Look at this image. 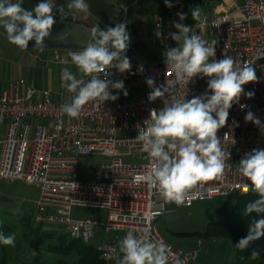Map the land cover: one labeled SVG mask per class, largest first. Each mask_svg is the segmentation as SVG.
<instances>
[{
  "label": "built area",
  "instance_id": "2783aa9c",
  "mask_svg": "<svg viewBox=\"0 0 264 264\" xmlns=\"http://www.w3.org/2000/svg\"><path fill=\"white\" fill-rule=\"evenodd\" d=\"M133 10L132 3L117 7V21L127 24L129 44L142 48L141 53L134 56L146 62L128 58L130 71L119 73L113 66L108 69L111 75L107 77L113 81L123 80L127 96L123 91L110 88L113 95L119 96L117 100L89 103L79 117L71 118L61 110V105L71 102L74 95L66 88L56 93L33 82L16 80L3 90L0 123L7 124L8 130L1 140L0 176L37 183L40 186V194L34 202L37 219L64 221L74 239L91 240L96 235L97 225L104 226L107 233L121 232L122 236L116 234L95 245L100 257L107 261L122 258L118 242L131 230L137 237L147 236L166 244L171 253L169 264H174L177 258L182 264H194L198 252L184 251L172 244L163 236L156 221L170 210L169 204L191 206L201 199L251 190L249 187L245 191V186H250L251 182L239 173L238 162L253 149H264V141H257L264 132L245 121L250 110L264 123V0H233L224 9L203 12L202 21H195L194 26L184 24L205 40L218 41L215 59L230 55L241 62L252 63L258 82L243 86L245 92L253 91L254 97L248 99L242 95L240 103L229 109L226 125L218 131L222 141L228 133L222 146L230 152L222 178L202 182L189 192L181 205L166 202L157 189L137 181L139 175L146 173L150 158L134 138L138 134L136 125H143V121L150 118V110L163 107V99L148 100L152 89L146 80L152 78L156 86H160L174 78L166 66L164 53L178 46L169 33L177 31L174 23H182L177 13L185 12L171 9L154 14L157 31L144 34L132 19ZM188 18L192 16L187 14ZM54 50L57 59L72 63L69 53L82 48ZM83 79L87 81L90 77ZM207 80V77L197 76L188 85L176 84L174 93L187 99L202 95L207 91ZM240 104L247 107L242 109ZM122 145L136 146L142 161L127 162L118 156L110 163H97L96 170L81 174V154L94 151L105 154ZM76 205L105 209L107 219L74 218L71 214ZM50 208L57 214H49Z\"/></svg>",
  "mask_w": 264,
  "mask_h": 264
},
{
  "label": "clouds",
  "instance_id": "9594fccd",
  "mask_svg": "<svg viewBox=\"0 0 264 264\" xmlns=\"http://www.w3.org/2000/svg\"><path fill=\"white\" fill-rule=\"evenodd\" d=\"M164 3L169 8L173 7L170 0H164ZM54 7L52 0H41L31 10L22 7L19 0H0V27L5 30L8 41L21 51L26 50L33 40L36 47L42 49L45 38L50 36L56 23ZM77 13L90 15L85 0H71L67 11L64 7L59 8L61 19L69 14L75 17ZM177 15L180 21L187 16L186 13ZM191 16L195 21H202L204 14L197 6L192 9ZM174 27L177 31L169 35L178 46L164 53L166 66L174 78L160 86H156L152 78L146 80L152 89L148 100L163 99V107L151 109L150 118L143 121V125H136L138 134L134 140L142 145L150 158L146 173L139 175L137 181L157 189L166 202L181 205L189 192L202 182L222 178L230 152L222 146L228 133L222 141L218 131L226 125L229 109L240 103L242 95L248 99L254 97L255 93L245 92L243 86L258 82V77L250 62H241L230 55L215 59L216 39L209 42L183 23H174ZM126 29L124 22L106 29L94 26L90 30L93 39L86 47L69 53L81 78L67 67L61 70V87L74 94L71 102L61 105L63 113L77 118L89 103L117 100L119 96L113 95L110 88L128 95L123 80L107 79L111 75L108 69L113 66L119 73L131 70L130 60L123 55L130 40ZM67 38V33L57 37L60 42ZM139 70L143 71L142 65ZM85 76L90 79L86 81L83 79ZM197 76L208 78L204 94L191 99L175 95L176 84L188 85ZM240 107L243 109L247 105L240 104ZM245 121L252 122L264 132V123L252 111L247 112ZM238 163L241 176L251 182L250 186H245V191L250 187L259 196L246 205L244 214H264V149H253ZM261 237H264V218L249 224L247 236L235 246L243 251ZM14 242V234L0 232V244L8 246ZM118 243L122 258L117 260V264H169L171 253L162 241H152L147 236L137 237L130 230ZM259 256L260 252L254 249L250 258L256 260ZM174 264L182 262L177 258Z\"/></svg>",
  "mask_w": 264,
  "mask_h": 264
},
{
  "label": "rangeland",
  "instance_id": "374dc122",
  "mask_svg": "<svg viewBox=\"0 0 264 264\" xmlns=\"http://www.w3.org/2000/svg\"><path fill=\"white\" fill-rule=\"evenodd\" d=\"M211 1L222 8L230 0ZM211 1L207 6V12L212 9ZM67 2L70 3L71 0ZM85 2L89 5L90 15L88 16L92 21V27L99 25L106 29L119 23L116 9L121 5L118 0H85ZM170 2L173 5L176 4L175 0H170ZM132 17L136 27L144 34H155L157 31L154 17L149 12H144L140 18L135 19L134 14ZM113 21L114 23H111ZM141 51L142 48H134L129 44L126 52L139 55ZM65 67L73 73L80 74L74 64H68ZM5 126V124H0V138L5 136ZM257 141H264V136L258 137ZM118 156L127 162L142 161L136 146L122 145L105 154L99 151L81 154L79 170L81 174L96 170L97 163H110L114 157ZM39 194L40 186L35 182L0 176V232L5 235H15L14 245L0 244V264H59L60 261H64L63 264H74L79 260L80 255L76 250L67 254L52 251L53 246L60 245L63 248L74 238L69 234L64 221L55 218L37 219L34 202ZM234 203L235 199L232 195H219L210 199L198 200L191 206L169 204L170 210L161 215L156 223L163 236L172 244L184 251L198 252L194 264H257L259 258L256 260L250 257L238 258L235 243L231 239L202 233L209 228L212 222L224 218L233 208ZM48 212L53 215L57 214L53 208H50ZM71 215L74 218L88 216L103 221L107 219L105 209L82 205L74 206ZM95 233L96 235L91 240L85 242L98 245L113 238L116 234L122 236V233L117 231L105 232L102 225L95 226ZM37 234L45 237L41 245V262L34 260L35 253L30 244L31 238L37 237Z\"/></svg>",
  "mask_w": 264,
  "mask_h": 264
},
{
  "label": "crops",
  "instance_id": "0c3cea01",
  "mask_svg": "<svg viewBox=\"0 0 264 264\" xmlns=\"http://www.w3.org/2000/svg\"><path fill=\"white\" fill-rule=\"evenodd\" d=\"M118 1L120 2L119 5L132 3L134 6L132 14L136 16V19L140 18L141 14L144 12H149L154 17V14L158 12L168 11L171 9H181L185 6L190 7L198 0H175L176 4L171 8L165 5L164 0ZM232 1L233 0H230L227 5L223 4L224 7L222 8L216 3L213 4L211 1V12L212 10L226 8L230 3H232ZM13 2H17V0H13ZM19 2L22 4V7L31 10L37 3L41 2V0H19ZM52 2L55 6V16H60V7H64L67 11V0H52ZM189 15L191 16V13H189ZM66 18L76 19L89 25H91L92 22L90 17L88 15L85 16L83 13H77L75 17L69 14ZM114 21L111 23H114ZM68 64L72 65L73 63ZM68 64L55 57L54 49L28 47L26 50L21 51L17 46L11 44L7 39L6 33L0 30V95L5 88H7L12 82L16 80H23L28 83L33 82L39 87H46L55 91L56 93H59L65 89L61 87V70ZM73 74L77 75V78H81V74ZM5 125L6 128L4 132V138L6 137L8 130L7 124ZM4 138H0V152L1 140Z\"/></svg>",
  "mask_w": 264,
  "mask_h": 264
},
{
  "label": "trees",
  "instance_id": "16d2710c",
  "mask_svg": "<svg viewBox=\"0 0 264 264\" xmlns=\"http://www.w3.org/2000/svg\"><path fill=\"white\" fill-rule=\"evenodd\" d=\"M204 3L205 0H198L194 5L190 7L185 6L184 8H181V10L191 13L192 9L198 6L203 11ZM56 17L60 16L56 15ZM231 195L235 199L233 208L224 218L212 222L209 225V228L202 233H204V235L208 234L213 236H223L227 239H231L236 245L241 238H245L247 236L249 224H251L255 219L264 218V214H244L246 205L259 198L255 191L250 190L245 193H233ZM36 236L37 237L35 238H31L30 244L35 253L34 260L38 262L40 261L42 254L41 245L43 244V239H45V237L39 234ZM254 249L260 252L259 261L257 264H264V237L251 242L249 247L243 251L236 248V254L240 259H247L251 256V252ZM73 250H76L80 255L79 260L75 261L74 264H117V261H107L101 258L95 245L86 243L80 239L71 240V242H69V244L63 248L60 245L52 247V251H60L65 254L70 253ZM63 263L64 261L59 262V264Z\"/></svg>",
  "mask_w": 264,
  "mask_h": 264
},
{
  "label": "water",
  "instance_id": "95a60500",
  "mask_svg": "<svg viewBox=\"0 0 264 264\" xmlns=\"http://www.w3.org/2000/svg\"><path fill=\"white\" fill-rule=\"evenodd\" d=\"M210 0H205L203 12L206 11L207 6ZM183 24L195 25V20L193 18H188L182 21ZM92 26L70 18L61 19V17H56V23L51 30V34L49 37L45 38L43 42V48L49 49H79L86 47L87 43L91 41L93 38L91 36ZM0 30L5 32V30L0 27ZM67 33L68 38L63 42H60L57 37L60 34ZM28 47L38 48L35 45V41H30ZM123 55L127 56L129 59H135L141 63H145L146 61L140 58L135 57L133 54L125 52Z\"/></svg>",
  "mask_w": 264,
  "mask_h": 264
}]
</instances>
